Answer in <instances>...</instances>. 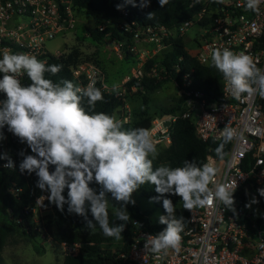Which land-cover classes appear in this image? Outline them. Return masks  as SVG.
Here are the masks:
<instances>
[{
  "label": "clouds",
  "instance_id": "clouds-1",
  "mask_svg": "<svg viewBox=\"0 0 264 264\" xmlns=\"http://www.w3.org/2000/svg\"><path fill=\"white\" fill-rule=\"evenodd\" d=\"M215 2L223 4L225 0ZM262 2L264 0H245L244 7L258 12ZM125 3L144 9L150 6L151 0H125ZM158 3L164 8L168 0H158ZM123 6L117 4L116 7L120 10ZM152 18L153 12L147 13V19ZM210 66L223 74L236 99L242 94L264 98V69L257 67L249 54L212 48ZM61 68L62 65H46L35 55L13 53L6 48L0 50V92L6 94V99L0 100V129L6 126L8 132L30 149V154L24 149L18 153L22 157L19 170L28 175L34 173L36 187L47 193L37 198L36 205L46 207L47 199L61 212L67 205L69 214L84 218L86 228L95 231L99 225L105 236L120 239L130 218L127 205L135 204L133 192L150 183L158 193L151 200H162L166 213L158 217V222L166 227L144 238V249L152 253L180 250L185 218L176 216L173 201L166 194L181 197L184 209L190 211L214 202L235 211L233 193L237 183L216 182L217 169L209 163L198 164L195 159L184 160L182 166L154 168L158 150L150 131L143 127L124 129L114 115L96 112V102L104 97L95 79L81 87L71 80L54 83L45 78L46 72L55 75ZM21 73H26L31 83H22L18 78ZM117 89L118 85L114 84L112 90ZM84 99L87 110L81 103ZM221 136L223 143L215 150L220 156L224 144L232 141L237 132L225 126ZM4 139L6 136L0 131V140ZM0 159L7 161L4 167H15L6 152L0 153ZM50 166H54V170L50 171ZM93 183L99 185L98 191L90 186ZM257 191L264 197V188ZM109 194L119 204L114 205L115 217L123 222L113 226L109 222ZM258 202L253 196L245 207ZM89 211L92 219H88Z\"/></svg>",
  "mask_w": 264,
  "mask_h": 264
},
{
  "label": "built area",
  "instance_id": "built-area-1",
  "mask_svg": "<svg viewBox=\"0 0 264 264\" xmlns=\"http://www.w3.org/2000/svg\"><path fill=\"white\" fill-rule=\"evenodd\" d=\"M202 4L201 9L174 29L164 25L140 26L137 21L128 22L127 11L118 21L122 31L131 34L132 43L128 49L138 53L137 43L153 44L156 49L148 51L147 59L168 49L176 38H184L185 50L201 64L209 65L212 48H228L234 52L249 54L257 67L264 69V2L259 11L246 10L245 0H225L223 4L215 0H192V5ZM98 26L103 30L107 23ZM202 30L193 37L195 48H189L187 41L191 27ZM76 28L74 0H0V50L9 49L13 53L35 55L45 64L50 57L67 51L52 53L47 43L58 36L67 35ZM116 50L124 48L126 42L114 40ZM152 54H154L152 56ZM139 65L133 68L131 77L141 80L145 75L157 76L156 65L145 70L144 56L138 54ZM26 73L18 77L24 83ZM73 75L78 85L84 87L95 79L107 88L102 68L92 61H85L73 67ZM2 78V75L0 76ZM193 83L192 72L183 76L181 94L185 95L182 113L195 123L196 133L203 141H221L225 126L236 130L237 136L230 141V148L224 157L208 154L207 162L217 169L215 181L235 184V211L226 209L221 203L190 211L189 222L181 235L179 252L169 249L167 253H152L144 249V238L155 235L148 229H141L132 238L127 253L123 257L132 264H264V206L257 189L264 188V108L259 95L242 94L236 99L229 91L223 78V98L209 101L199 90L187 89ZM96 84V85H97ZM178 84V83H177ZM133 91L136 87L132 88ZM126 90L119 95H124ZM6 94L0 92V100ZM115 117L121 122H130L132 107L129 102L120 107ZM178 115L168 114L156 117L149 128L156 147L171 144V128ZM170 121V125L165 123ZM7 163V162H6ZM4 163V165L6 164ZM250 183L251 189H243ZM213 185L210 184V187ZM243 191L246 199L237 197ZM255 193V194H254ZM42 195L47 196V193ZM41 195V197H42ZM255 197L259 202L250 208L245 204ZM47 202L45 199L44 203ZM39 205L32 208L34 222L42 230L44 219L36 217ZM256 208L260 213H255ZM65 255L77 254L81 244L60 243Z\"/></svg>",
  "mask_w": 264,
  "mask_h": 264
},
{
  "label": "trees",
  "instance_id": "trees-1",
  "mask_svg": "<svg viewBox=\"0 0 264 264\" xmlns=\"http://www.w3.org/2000/svg\"><path fill=\"white\" fill-rule=\"evenodd\" d=\"M117 4H123L124 6L118 10ZM201 7L202 4L200 3L192 5V0H168L164 8L160 7L158 0H151L150 6L144 9L126 4L125 0H74L76 15L80 12H91L96 18V26L94 28L84 27L90 34V38L97 42L109 36L114 40L126 42L124 55L127 60L134 59L136 54L128 49V44L132 43L131 34L122 31L117 24L124 11L128 12L125 17L128 22L137 21L140 26L164 25L167 28L174 29L186 19L192 17ZM149 12H153L152 19H147V13ZM107 20H111V22L107 23L103 30H99L98 26ZM185 46L186 41L184 38H176L168 49L158 52L145 63V70H149L156 65L157 76L155 77L145 75L141 80L132 78L126 82L124 88L116 92L108 90L101 83L96 85L101 89L104 97L103 100L96 102L94 109L96 112H105L115 116L120 107L124 106L126 102L130 103L132 118L130 122L122 123L124 129L143 127L149 130L152 126V121L156 117L168 114L178 115L171 128V144L157 147L158 155L153 160L154 168L162 164L172 167L182 166L184 160L192 161L193 159L202 165L207 162V156L210 153L218 157H224L231 145L230 142L225 143L222 149L223 155L220 156L217 155L215 150L223 143V140L203 141L198 137L193 120L182 116L185 110L184 94L175 98L174 103L169 106H156V109H159L158 112L152 113L150 110V94L172 81L178 83L181 90L183 76L188 72H192L193 83L187 89L191 91L199 90L209 101L224 99L222 93L223 74L215 67L210 66V64H201L196 58L187 53ZM85 61H92L98 64L97 59L86 56L78 46L68 47L65 53L50 57L46 65H62V68L55 75L46 72L45 78L51 79L54 83L67 79L78 85V80L73 75V67ZM28 83H31V81L25 75L24 84ZM133 87H136L135 91L132 90ZM124 89L126 93L119 95L123 93ZM130 92L141 96L143 100L141 108L138 109L132 106L129 96ZM81 103L87 110V100L84 99ZM261 103L264 108V98ZM7 145V154L15 162V167H4V163L7 161L0 159V264H6L3 256L5 233L13 235L16 232H21L30 238L45 235V237L52 239L58 244L63 242L80 243L79 252L65 255L63 264H132L122 254L128 252L132 238L137 232L141 229H148L158 234L166 227V225H161L158 222V218L154 219L151 217L152 210L150 208H142L138 203L137 197L151 200L152 197L158 195L154 185L145 183L132 194L135 204L129 203L127 205L130 218L126 222L120 239L105 236L99 225L96 226L95 231L86 228L84 218L76 214H69L67 205H65V211L61 212L54 204H50L48 201L44 204L51 207L52 211L41 216L44 219V223L42 224V230H39L33 220L34 212L32 208L35 206L37 198L44 193L36 187L37 177L34 173L28 175L26 172L21 173L19 170V163L22 157L18 153L24 149L27 154H30V149L26 144L20 143L18 138L12 133L9 135ZM149 158L151 159L152 157L149 156ZM52 170H54V166H50V171ZM90 186L97 189V191L99 190V185L95 183ZM64 195L67 196V189H65ZM166 195L173 201L176 216L185 218V228L189 222L190 210L184 209L181 197ZM236 196L241 197L243 200L246 199L243 191H238ZM258 196L264 206V197L259 194ZM109 199H112L110 194ZM153 202L157 208L161 209L162 214H166L162 200ZM108 213L110 226L123 223L116 219L113 211L108 209ZM88 219H92L90 211L88 212ZM182 233L183 231L181 235Z\"/></svg>",
  "mask_w": 264,
  "mask_h": 264
},
{
  "label": "rangeland",
  "instance_id": "rangeland-1",
  "mask_svg": "<svg viewBox=\"0 0 264 264\" xmlns=\"http://www.w3.org/2000/svg\"><path fill=\"white\" fill-rule=\"evenodd\" d=\"M86 26L91 28L96 26L94 14L91 12L78 13L76 15V28L67 35L58 36L54 40L49 41L47 47L52 53H56L57 51H64L67 46H78L86 56L97 59V65L102 68L107 89L110 91H113L112 86L114 84L118 85L117 90L124 88L126 82L131 77L133 68L139 65L141 59H139L138 54L142 53L144 56L143 62H145L150 55L147 52L156 49V46L153 44L146 42L137 43L136 49L138 53H136L134 59L127 60L124 55V48L120 51L116 50L115 43L111 37L108 36L104 40L96 42L90 38V34L84 28ZM201 32L202 30L198 26L191 27L188 32L189 39L187 41L189 48H195L192 38ZM180 95L181 90L176 82L172 81L164 84L161 88L150 94L151 112L155 113L159 111V109H156V106L165 107L171 105L174 103L175 98H178ZM129 96L134 108L139 109L143 106V100L140 95H134V93L130 92ZM0 131H3L6 136V139L0 140V153H8L7 143L10 132L7 131L6 126L0 129ZM137 200L142 208H150L152 210V218L157 219L162 214L161 209L157 208L152 200L144 197H137ZM114 205L119 206L118 202L109 199L108 209L115 213ZM51 211V207H43L37 210L36 217L39 218L41 214L45 215ZM255 213H260V209L256 208ZM3 256L6 264H63L65 252L61 244L48 239L45 235L30 238L21 232H16L13 235L4 234Z\"/></svg>",
  "mask_w": 264,
  "mask_h": 264
},
{
  "label": "water",
  "instance_id": "water-1",
  "mask_svg": "<svg viewBox=\"0 0 264 264\" xmlns=\"http://www.w3.org/2000/svg\"><path fill=\"white\" fill-rule=\"evenodd\" d=\"M166 125H170V121H167L166 123H165ZM252 188V186H251V184L250 183H246L244 186H243V189H251ZM255 194V193H254Z\"/></svg>",
  "mask_w": 264,
  "mask_h": 264
}]
</instances>
